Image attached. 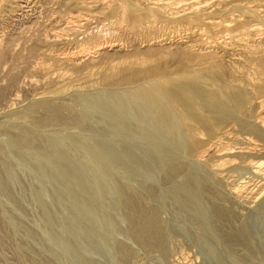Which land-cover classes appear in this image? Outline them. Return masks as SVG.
Segmentation results:
<instances>
[{
    "label": "rangeland",
    "instance_id": "374dc122",
    "mask_svg": "<svg viewBox=\"0 0 264 264\" xmlns=\"http://www.w3.org/2000/svg\"><path fill=\"white\" fill-rule=\"evenodd\" d=\"M168 1L165 8H143L133 0H114L111 6L103 0H33L22 10L0 0V163L24 165L22 182L33 192L46 189L25 163L27 154L37 156L45 139L53 152L54 143H68L75 134L91 138L84 125L95 96L114 105L122 101L127 116L135 118L125 116L126 109L119 112L126 118L115 126H120L116 142H138V156L147 155L158 171L149 164L151 173H134L127 163L135 155L119 160L110 179L109 161L98 162L99 176L111 181L105 201L114 222L109 233L99 229L93 243L61 223L60 232L79 254L90 264H264V257L260 263L244 260L250 250L235 249L239 243L233 239L248 228L252 246L260 242L264 255V197L248 204L231 192L243 175L253 178L255 189L264 182L245 166L264 159V0ZM241 2L251 3V9L235 6ZM103 44L113 46L98 49ZM23 183L15 194H25L26 209L0 198V264H56L36 237L50 235L40 206L22 193ZM194 190L202 200L195 199L199 205L192 211L184 197ZM217 207L224 224L215 221L222 216L213 215ZM73 256L66 255L62 264L78 262Z\"/></svg>",
    "mask_w": 264,
    "mask_h": 264
},
{
    "label": "bare ground",
    "instance_id": "6f19581e",
    "mask_svg": "<svg viewBox=\"0 0 264 264\" xmlns=\"http://www.w3.org/2000/svg\"><path fill=\"white\" fill-rule=\"evenodd\" d=\"M9 3H13L15 4V7L18 9H24L25 7H29L31 2L33 0H8ZM98 1V0H97ZM102 1V0H101ZM105 1L107 4H109L111 6V3L114 0H103ZM134 3H136L138 6L146 8V7H151V6H158L161 5V7H167L171 5L172 1H168V0H157V1H161L160 3L157 2L156 0H133ZM202 1V0H201ZM84 2V1H83ZM82 2V3H83ZM103 2V3H105ZM200 2V1H198ZM95 3V2H94ZM99 4V3H98ZM175 4V3H174ZM177 4V3H176ZM237 4V3H236ZM251 3L249 2H241L238 3L235 6H239L242 8H250L251 9ZM108 5V6H109ZM32 7V6H31ZM160 7V8H161ZM186 8V7H185ZM162 9V8H161ZM207 12V11H206ZM178 15V14H177ZM213 15V14H212ZM170 16V15H169ZM168 17V16H167ZM80 18V17H79ZM169 18V17H168ZM155 19V18H154ZM76 20V19H75ZM236 20V19H235ZM219 22V21H218ZM207 24V23H206ZM227 24H232L231 22L227 23ZM230 26V25H229ZM235 32V31H233ZM230 32V33H233ZM249 39V38H248ZM107 43V42H106ZM108 46H113V44H109ZM107 44L106 45H101L98 49H104L105 47H108ZM67 60V59H66ZM223 61V60H222ZM180 96V95H179ZM129 97V96H128ZM95 98H97L95 96ZM95 98L92 99V102L94 103V105L92 106V108H90L91 112L89 114H91V120L88 121L89 123L84 125L87 126V128L89 127L91 130V138H87L86 135L83 134L79 135V134H75L74 137L72 138L73 140H69L68 143H66L65 141L63 142L62 140L59 141L61 144H55V147L52 148L53 152L51 151L50 145H47L45 143L42 142H48L49 139H45L41 142V144L43 145V148H41L42 150H39V152H37V156L34 154L35 152H33L32 157H28L29 154H27L25 157V163H28V167L32 168V171H36V173H38V180L41 182V184L43 183L44 186H47L46 189H40L37 192H33L31 190V187L26 184L23 183V179H22V174H25V166L24 165H19L18 163L14 162L12 165V161L9 163V161H7L5 164L2 165V163H0V169H2V173L0 175V192L3 191V189H5L3 192H1V196L0 198L2 199L3 197H5V199H8V197L10 198V203H11V199H13V201L16 202V205L19 204L20 207L23 206V209L25 208L23 202L21 201L23 198V195L25 194H21L22 198L19 196V194H15V191L17 190L16 185L19 183H23L22 187H20L23 192L22 193H27L33 201H35V203H37L41 208V215H43V219L42 221L44 222V227L45 230L49 233L50 236L48 235H42L39 233H36L33 229V234L36 233V237L40 238L43 242V249L44 247H46L45 249L47 250V252H51L52 256V260L56 263V264H62V262L64 263V259L65 256H73L75 255V257L78 259L76 261V263H69L68 264H90V260H88L89 258H85L84 259V255H80L78 251V249H76L73 246L72 240L65 237L61 232H60V227L63 225H61V223L63 222H68L67 224H69V229L74 230L75 234L77 232V234H80L81 236L84 237V239H86V241H88L89 243H93L92 237H99L100 236V231L99 229L106 231L104 233H109L107 230L109 228L110 222H114V218L111 217V215H109V217H107L108 215V208H106V204L107 202L105 201V199L107 198L106 195H110V192L108 191V188L110 186V182L109 180L106 181V179H102L101 176H99L98 174V168H99V163H102V160H106L109 161V165L107 163L106 169H105V174L107 176V178L109 177L110 179L113 177L114 175V171L115 168L117 167L119 160H124L125 157H129L128 159H130L131 157H134L135 155L138 157L131 158L136 162L132 163L131 159L130 162L131 163H127V168H131L134 172L137 171L140 173V175H142V173H145L146 171L150 172L152 170L155 164V162H151V164L149 163V159H147V155L144 156L146 158L145 162V158L144 157H140L138 155H140V148H136V143L135 141H132V146L129 144V140L127 141L129 146L125 147V145H123V147L120 149L119 144L122 146V144H127V142L125 141V143H123V140L121 141L120 139L117 141L119 143L116 142L115 137H119V132L117 133L115 126H118L119 122H121V118L125 115H128V112L126 113L127 109L123 108L125 106L124 102H123V107L120 106L121 102L119 105L111 102H107L105 101L103 98L100 99L99 97L94 100ZM126 98V96H125ZM90 99V97H89ZM128 100H125L129 103V105L134 104L135 102L134 99L131 97L126 98ZM115 101V100H114ZM113 101V102H114ZM116 102V103H117ZM190 103V102H189ZM92 105V104H91ZM117 105V107L120 106V108H122L121 110H119L120 108L115 107ZM127 105V104H126ZM133 105V106H134ZM138 105V102L137 104ZM196 105V104H195ZM128 106V105H127ZM141 106V105H140ZM137 107V106H136ZM130 108V107H129ZM139 108V106H138ZM117 109V110H116ZM125 110V114L121 117V113H119L120 111L123 112V110ZM134 109V108H133ZM132 108H130V112H131ZM145 110V109H142ZM144 112V111H143ZM184 112V111H183ZM88 114V115H89ZM120 114V115H119ZM184 114V113H183ZM130 115V114H129ZM132 115V114H131ZM131 117L135 118V117ZM123 118H126V117ZM134 116V115H133ZM89 117V116H88ZM128 117V116H127ZM128 117V118H130ZM130 121V119H128ZM136 121V119H133ZM142 120V119H141ZM106 121V122H105ZM119 121V122H118ZM128 121V122H129ZM102 122H104L105 124L102 125ZM132 122V121H130ZM139 122V120L137 121ZM142 122V121H141ZM264 122V121H263ZM85 123V122H84ZM126 123V121L124 122ZM122 123V124H124ZM134 123V122H133ZM100 124V125H99ZM106 124H108L106 126ZM118 124V125H117ZM129 123H126L124 125H128ZM132 124V123H130ZM129 124V125H130ZM138 124V123H137ZM114 125V126H113ZM121 125V124H120ZM124 125L123 128L124 129ZM136 125V124H135ZM113 128L115 129H112ZM122 126V125H121ZM133 125H131L130 127H132ZM137 126V125H136ZM129 127V126H128ZM127 127V128H128ZM129 127V128H130ZM84 128V127H83ZM88 128V129H89ZM120 128V129H121ZM109 129V130H107ZM132 129V128H130ZM138 129V128H137ZM108 132H107V131ZM122 130V129H121ZM120 130V131H121ZM136 130V128H135ZM111 131V132H110ZM112 131H116L115 134L112 133ZM62 132V131H61ZM133 132V130H132ZM73 133V132H72ZM77 133V132H76ZM87 133V132H86ZM44 134V133H43ZM52 134V133H49ZM49 134H47V137L49 136ZM61 134V133H60ZM64 136H67L66 134L62 133ZM101 134V135H100ZM121 134V133H120ZM45 135V134H44ZM44 135H42V137H45ZM53 135V134H52ZM59 135V133H58ZM117 135V136H116ZM37 136V135H36ZM56 136V135H55ZM54 139L56 141L57 136ZM62 137V135H60ZM88 136V137H90ZM122 136V135H121ZM19 136H17L18 138ZM41 139H44L42 138ZM259 137V136H258ZM22 138V137H20ZM49 138V137H48ZM51 138V136H50ZM60 138V137H59ZM67 137H65L66 139ZM261 138V137H260ZM25 140V138H23ZM52 140H54L53 138H51ZM58 139V138H57ZM62 139V138H61ZM90 140V142L88 140ZM29 141V139H26ZM25 140V141H26ZM36 139L33 138L31 139V144H34L33 142ZM18 141V140H17ZM27 141V142H28ZM54 141V142H55ZM58 141V140H57ZM22 142V141H20ZM26 142V143H27ZM51 142V141H50ZM91 142H96V144H99L98 146H91ZM24 143V142H23ZM57 143V142H56ZM136 143V144H135ZM140 143V141H139ZM221 143V142H220ZM259 143V142H258ZM20 144V143H19ZM102 144V145H101ZM127 144V145H128ZM135 144V145H134ZM257 144V143H256ZM263 144V143H262ZM26 145V144H25ZM30 145V144H28ZM37 145V144H35ZM39 145V144H38ZM261 145V144H260ZM259 145V147H260ZM33 146V145H31ZM41 146V145H40ZM38 146V147H40ZM52 146V145H51ZM258 146V145H255ZM19 147V146H18ZM138 147V146H137ZM243 147V146H242ZM96 148V149H95ZM124 148V149H123ZM143 148V147H142ZM98 149H102V151H98ZM118 149L121 151L119 152ZM145 147L142 150L143 153L146 152L145 151ZM264 149V147H263ZM13 150V149H12ZM19 150V149H18ZM147 150V149H146ZM259 150V149H258ZM87 151H90L92 156H89V152L86 153ZM141 151V152H142ZM253 151V150H252ZM263 151V150H262ZM19 152V151H18ZM254 152V151H253ZM256 152V151H255ZM261 152V151H260ZM138 153V154H137ZM143 153L142 156L144 155ZM223 153V152H222ZM250 153V152H249ZM18 154V153H17ZM89 154V155H88ZM147 154V152H146ZM149 155V153H148ZM16 156V154H15ZM20 156V154H19ZM94 156V158H92ZM151 157V155H150ZM144 158V159H143ZM149 158V157H148ZM127 159V158H126ZM127 159V160H128ZM245 160V159H244ZM15 161V160H14ZM97 162V163H96ZM127 162V161H125ZM124 162V163H125ZM234 163V162H233ZM123 164V163H122ZM121 164V167L124 166ZM153 166L152 168H150V165ZM153 164V165H152ZM164 163H162L161 165L163 166ZM15 167H12V166ZM159 165V164H158ZM33 166V167H32ZM246 168L254 173V176L259 177V178H263L264 180V159H251L249 161H246L245 163ZM120 167V169H121ZM125 167V166H124ZM159 167V166H158ZM161 167V166H160ZM119 168V167H118ZM119 169V170H120ZM126 169V168H125ZM151 169V170H150ZM155 169L157 170V168L155 167ZM159 169V168H158ZM127 170V169H126ZM129 170V169H128ZM139 170V171H138ZM155 171V170H154ZM158 171V170H157ZM157 171H155V173H157ZM1 172V171H0ZM118 172V171H117ZM152 172V171H151ZM150 172V173H151ZM28 173V172H27ZM132 173V171H131ZM130 173V175H131ZM135 173V172H134ZM154 173V172H153ZM152 173V174H153ZM147 174V173H146ZM145 174V175H146ZM149 174V173H148ZM151 174V175H152ZM158 174V173H157ZM160 174V173H159ZM158 174V175H159ZM26 175V174H25ZM116 175V174H115ZM138 175V174H137ZM137 176V178H139V176ZM144 175V176H145ZM150 175V174H149ZM155 175V174H153ZM233 175V174H232ZM2 176V177H1ZM31 176V175H30ZM105 176V177H106ZM148 177V176H146ZM151 177V176H150ZM149 177V178H150ZM142 178V177H141ZM152 178V177H151ZM196 178V177H195ZM194 178V179H195ZM258 178V179H259ZM153 180V179H152ZM256 180V179H255ZM134 181V180H133ZM195 181V180H194ZM253 178H251L250 176H242L239 178V181L236 182L235 185H233L232 187V194L234 196V198L236 200H238L239 202H246L248 204L250 203H254L257 200L261 199L262 197H264V182H259L260 185L257 184V189H255L256 185H254L253 182ZM186 183V182H185ZM18 184V185H19ZM189 184V183H188ZM194 184V183H193ZM254 185V186H253ZM20 186V185H19ZM18 186V188H19ZM178 186V185H177ZM253 186V187H252ZM179 187V186H178ZM187 187V186H186ZM194 187V186H192ZM42 188V187H41ZM169 188V187H168ZM174 188V187H173ZM182 188V187H181ZM185 188V187H184ZM16 189V190H15ZM35 189V188H34ZM187 189V188H186ZM255 189V190H254ZM20 190V189H19ZM184 190V189H183ZM189 190V189H188ZM191 190V189H190ZM199 191V190H198ZM19 192V191H18ZM21 192V191H20ZM184 192V191H183ZM182 193V192H181ZM200 193V191H199ZM248 193H250V196H246V194L248 195ZM187 194V193H186ZM201 194V193H200ZM200 194H198L197 191H193L187 194V198L184 197V201H190L193 204L191 205H199V196ZM4 195V196H2ZM178 195V193H177ZM192 195L194 197H192ZM126 196V195H125ZM175 196V195H174ZM180 196V200L183 198H181V194ZM178 196V197H179ZM202 196V195H201ZM200 196V197H201ZM210 196V194H209ZM7 197V198H6ZM105 197V198H104ZM194 199H192V198ZM205 198V195H204ZM26 199V198H24ZM195 199L197 201H195ZM206 200V199H205ZM209 203H208V207L212 206V202H211V198L208 199ZM12 201V202H13ZM182 201V200H181ZM2 202V200H1ZM4 202V201H3ZM8 202V201H7ZM6 202V204H7ZM27 203H29L28 201H26ZM32 202V201H31ZM127 202V201H126ZM206 202V201H205ZM208 202V201H207ZM5 203V202H4ZM130 203V202H129ZM12 204V203H11ZM10 204V205H11ZM176 204V203H175ZM189 204V203H188ZM201 204V203H200ZM205 204V203H204ZM215 204V203H214ZM32 204L30 203L29 206H31ZM34 205V204H33ZM32 205V206H33ZM177 205V204H176ZM191 207L192 211L197 210L196 206ZM8 206V204H7ZM14 206V205H13ZM12 206V207H13ZM31 206V207H32ZM180 206V205H179ZM215 206V205H214ZM19 207V206H18ZM133 207V206H132ZM181 207V206H180ZM185 207V206H184ZM190 207V206H189ZM204 207L203 205H201V208ZM27 208V207H26ZM25 208V209H26ZM188 208V207H187ZM22 209V208H21ZM33 208H30V210ZM203 209V208H202ZM13 210V209H12ZM201 210V209H200ZM22 211V210H21ZM102 211V212H101ZM206 211V210H205ZM14 212V211H13ZM24 212V211H22ZM108 212V213H107ZM217 212V213H216ZM186 213V212H185ZM198 213V212H197ZM205 213V212H204ZM211 213V212H210ZM214 213V212H213ZM222 214V211L220 210V208H215V214ZM111 214V213H110ZM196 214V213H195ZM199 214V213H198ZM203 214V213H201ZM224 214V213H223ZM222 216L217 220L215 219V221H219L222 222L226 219V217ZM195 216V215H194ZM18 217V216H17ZM150 217V216H149ZM201 217V216H200ZM205 217V216H204ZM213 217L211 218V220L209 219V223L210 222H214ZM219 217V216H217ZM37 218V217H36ZM41 218V217H40ZM183 218V217H182ZM194 218V217H193ZM198 218V217H197ZM196 218V219H197ZM155 219V218H154ZM195 219V220H196ZM206 219V218H205ZM204 219V220H205ZM213 219V220H212ZM194 220V221H195ZM228 220V218H227ZM231 220V218H230ZM192 221V220H191ZM207 221V220H205ZM226 221V220H225ZM118 222V221H117ZM197 222V221H195ZM208 222V221H207ZM206 222V223H207ZM225 223V222H224ZM222 222V224H224ZM230 223V222H229ZM232 223V222H231ZM230 223V224H231ZM41 224V223H40ZM216 224V223H213ZM219 224V223H217ZM227 224V223H226ZM230 224H228L229 226H231ZM208 225V223H207ZM234 225V224H233ZM211 226V225H210ZM213 226V225H212ZM219 226L221 227V223L219 224ZM245 226V225H244ZM43 227V228H44ZM200 227V226H199ZM204 227V226H203ZM206 227V225H205ZM208 227V226H207ZM206 227V228H207ZM225 227V226H224ZM223 227V228H224ZM228 227V226H227ZM227 227L225 229H227ZM242 227V226H240ZM23 228V227H22ZM32 228V227H31ZM137 228V227H136ZM201 228V227H200ZM218 228V227H217ZM233 228V227H232ZM231 228V229H232ZM244 228V227H242ZM110 229V228H109ZM198 229V228H197ZM203 229V228H202ZM210 229V227H209ZM241 229V228H240ZM27 230V229H26ZM38 229H36L37 231ZM42 230V229H41ZM152 230V229H151ZM239 230V229H238ZM70 231V230H69ZM102 231V232H103ZM114 231V230H113ZM228 231V230H227ZM239 231L241 232V235L239 234V236L241 237H233V239H235L236 242L238 243H234V245L236 246L237 244L239 245V249L235 247V249L240 250V248H242L243 252H246L248 250H250V253L246 252V254L244 255L246 258L244 260L247 259V256L250 258V260H257L259 263L262 261L264 255L262 253V245L259 242L258 247H253L252 246V242H250L249 238L254 237L253 233L251 231L247 229H241ZM238 231V232H239ZM146 232V231H145ZM197 232V231H196ZM209 232V231H208ZM148 233V232H147ZM156 233V232H155ZM236 234V233H235ZM238 234V233H237ZM107 235V234H106ZM159 235V233H158ZM70 236V235H69ZM250 236V237H249ZM105 237V234H104ZM109 238V236H106V238ZM149 237V236H148ZM82 238V237H81ZM147 238V237H146ZM256 238V237H255ZM30 239V238H29ZM34 240V239H33ZM232 240V239H231ZM252 240V239H251ZM108 241V239H107ZM211 241V240H210ZM250 243V246H248V242ZM263 241V240H262ZM153 242V241H152ZM247 242V243H246ZM213 243H214V239H213ZM232 243V242H231ZM42 244V243H41ZM211 245V243H209ZM42 246V245H41ZM93 250L96 249L95 246H93L92 244L89 245ZM98 246V245H97ZM215 246V245H213ZM231 246V245H230ZM256 246V245H255ZM238 247V246H237ZM253 247V248H252ZM82 248V247H81ZM209 249V248H208ZM241 249V250H242ZM248 249V250H247ZM41 250V248H40ZM49 250V251H48ZM78 250V251H77ZM98 251V249H96ZM240 250V251H241ZM44 251V250H43ZM231 251V250H230ZM235 251V250H234ZM78 252V253H77ZM103 252V251H102ZM187 253V252H186ZM219 253V252H218ZM88 254V253H87ZM215 254V253H214ZM232 254V251H231ZM262 254V256H261ZM40 255V254H39ZM218 255V254H217ZM239 255V254H238ZM240 256L242 257L243 255L240 254ZM243 256V257H244ZM74 257V256H73ZM86 257V256H85ZM234 257V256H233ZM181 258V257H180ZM217 258V256H216ZM213 259V258H212ZM51 260V261H52ZM59 260V261H58ZM216 261V260H215ZM238 261V260H237ZM242 261V260H241ZM247 261V260H246ZM249 261V260H248ZM247 261V262H248ZM67 262V261H66ZM180 262V261H179ZM213 262V261H212ZM228 262V261H227ZM245 263V261H244ZM221 264V263H220ZM256 264V263H255Z\"/></svg>",
    "mask_w": 264,
    "mask_h": 264
}]
</instances>
